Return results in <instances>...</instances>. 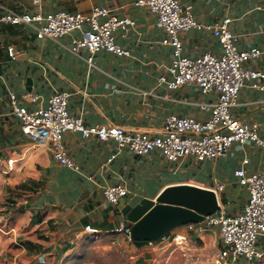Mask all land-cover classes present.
Returning a JSON list of instances; mask_svg holds the SVG:
<instances>
[{
    "label": "crops",
    "instance_id": "0c3cea01",
    "mask_svg": "<svg viewBox=\"0 0 264 264\" xmlns=\"http://www.w3.org/2000/svg\"><path fill=\"white\" fill-rule=\"evenodd\" d=\"M137 1L0 0V5L20 13H86L96 5L106 6L117 16L136 21L135 26L127 30L122 26L116 33L130 56L99 51L93 55L94 66L84 59L89 55L86 50L80 57L67 48L81 31L66 35L59 44L38 39L26 24H0V264H65L84 237L108 236L122 224L129 226L123 221L126 205L134 206L145 197L155 199L171 185L208 182L214 189L220 181L230 190L218 192L220 202L229 213H238L247 194L236 183L234 170L247 158L248 172L264 171V148L252 142L235 143L216 160L187 157L179 163L168 161L157 150L138 156L124 148L106 164L118 150L114 140L85 139L68 131L63 141L80 166L77 172L57 162L49 145H39L23 133L21 121L11 113L10 92L21 104L36 109L45 106L56 91H66L71 113L81 116L87 125H118L128 132L158 135L171 114L209 119L211 111L202 105L215 102L216 94L193 84L169 89L160 83V76L168 74L172 47L162 43L165 31L157 15ZM180 1L201 22L230 17L232 30L242 35L241 49L264 50V0ZM180 38L190 57L220 50L217 39L208 32L191 30L180 33ZM10 48H14V56ZM246 66L264 72V53ZM253 83L264 86V79L248 82L232 111L243 121L258 123L264 137V88L253 87ZM24 94L29 96L23 98ZM206 167L202 174L195 173ZM116 184H124L128 191L113 204L104 189ZM87 225L98 233L87 232ZM205 233H191L190 239L203 238Z\"/></svg>",
    "mask_w": 264,
    "mask_h": 264
},
{
    "label": "built area",
    "instance_id": "2783aa9c",
    "mask_svg": "<svg viewBox=\"0 0 264 264\" xmlns=\"http://www.w3.org/2000/svg\"><path fill=\"white\" fill-rule=\"evenodd\" d=\"M137 5L147 6L157 15L165 31L162 43L172 47L168 74L160 76V83L169 89L193 84L205 93L216 94L215 102L202 105L209 107V119L201 121L193 116L171 114L158 135L128 132L118 125H87L81 116L71 113L70 93L66 91H56L45 106L36 109L21 104L19 97L10 92L11 113L21 121L23 133L39 145H49L57 162L77 172L80 166L71 158L63 141L68 131L78 132L85 139L114 140L118 150L107 159L106 164L124 148L138 156L157 150L173 163L187 157H194L197 161L216 160L225 156L235 143L243 145L252 142L264 148V137L260 135L258 123L243 121L232 111L239 105L241 89L248 82L264 79V72L246 66L264 50L258 47L241 49L239 42L242 35L232 30L230 17L214 23L201 22L180 0H138ZM21 23L30 26L38 39L48 38L59 44L66 35L81 31V36L72 38L67 48L80 57L81 51L86 50L89 55L84 59L90 66H94L93 55L99 51L130 56V51L118 43L116 33L122 26L127 30L136 25L134 19L119 17L106 6L96 5L86 13L64 10L20 13L0 5V24ZM191 30L211 33L220 45L219 52L206 51L196 57L185 54L180 33ZM10 52L14 56V48H10ZM252 86L264 88L257 83ZM28 96L24 94L23 98ZM31 97L34 99V96ZM247 163L245 158L241 166L234 170L236 183L247 194L240 212L229 213L220 202L219 210L206 216L203 222L176 228L171 239L165 236L159 241H146L145 246L155 248L170 240L184 245L189 242L191 233L202 234L217 227L222 247L215 253V264H264V171L248 172ZM7 167L11 170L12 162ZM223 189L224 184L216 181V193ZM127 191L124 184L109 185L105 187L104 195L109 202L117 204ZM85 230L91 234L98 233L90 225ZM112 232L123 235L129 242L134 241L128 225L122 224Z\"/></svg>",
    "mask_w": 264,
    "mask_h": 264
},
{
    "label": "rangeland",
    "instance_id": "374dc122",
    "mask_svg": "<svg viewBox=\"0 0 264 264\" xmlns=\"http://www.w3.org/2000/svg\"><path fill=\"white\" fill-rule=\"evenodd\" d=\"M207 168L197 170L195 173L202 174ZM201 184L208 188L212 185L208 182ZM227 189L225 186L223 191L227 192ZM212 230H215L214 235L209 234ZM172 232L173 230L166 234L169 239ZM219 248L220 237L217 227L209 229L203 238H192L184 245H177L170 240L158 244L155 248L144 246L141 249L122 235L112 233L108 236L84 237L64 262L65 264H215L214 256Z\"/></svg>",
    "mask_w": 264,
    "mask_h": 264
},
{
    "label": "water",
    "instance_id": "95a60500",
    "mask_svg": "<svg viewBox=\"0 0 264 264\" xmlns=\"http://www.w3.org/2000/svg\"><path fill=\"white\" fill-rule=\"evenodd\" d=\"M27 85L31 89L30 81ZM219 208L213 188L182 183L168 186L155 199L145 197L134 206L126 205L122 214L134 241H159L176 228L203 222Z\"/></svg>",
    "mask_w": 264,
    "mask_h": 264
},
{
    "label": "trees",
    "instance_id": "16d2710c",
    "mask_svg": "<svg viewBox=\"0 0 264 264\" xmlns=\"http://www.w3.org/2000/svg\"><path fill=\"white\" fill-rule=\"evenodd\" d=\"M222 199H223V198H222ZM145 243H146V241H133V244H134L136 247H138V248L144 246Z\"/></svg>",
    "mask_w": 264,
    "mask_h": 264
}]
</instances>
